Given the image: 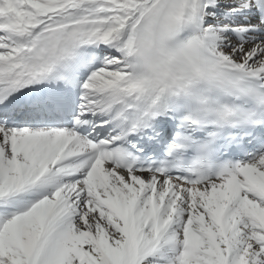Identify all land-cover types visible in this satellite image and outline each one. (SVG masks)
I'll use <instances>...</instances> for the list:
<instances>
[{"label": "snow or ice", "instance_id": "1", "mask_svg": "<svg viewBox=\"0 0 264 264\" xmlns=\"http://www.w3.org/2000/svg\"><path fill=\"white\" fill-rule=\"evenodd\" d=\"M0 264H264V0H0Z\"/></svg>", "mask_w": 264, "mask_h": 264}]
</instances>
